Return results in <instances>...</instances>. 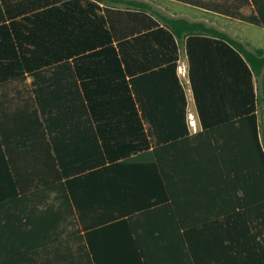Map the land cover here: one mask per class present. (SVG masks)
I'll list each match as a JSON object with an SVG mask.
<instances>
[{
	"label": "crops",
	"instance_id": "obj_1",
	"mask_svg": "<svg viewBox=\"0 0 264 264\" xmlns=\"http://www.w3.org/2000/svg\"><path fill=\"white\" fill-rule=\"evenodd\" d=\"M44 1L0 0L4 22L16 21L10 32L19 36L25 50L34 43L26 40L27 25L32 23L20 21L23 9L41 11ZM143 1L168 16L203 21L252 49L240 34L243 20L208 8L232 4L231 0ZM237 11L251 14L253 5ZM44 21L47 24L49 19ZM122 26V46L116 37L95 43V34L83 27L76 47L93 45L59 61H50L51 47L60 45L61 54L73 50L69 36L58 39L49 34L54 28H39L45 39L37 42L36 61H49L22 72H18L11 42L7 39L1 44L0 37V54H9L13 69L18 70L0 79V264H94L89 260L86 229L93 231L97 252L124 256L119 264H141L137 256L146 264H223L234 253L223 246L222 231L210 229L212 223L221 227L228 222L226 193L224 198L213 197L218 190L211 188L203 198H195L193 184L226 183L232 174L243 172L239 134L228 125L239 116V105L223 91L222 74L219 89L207 87L218 84L217 75H207V71L201 76L196 73L192 85L187 35L177 42V80H171L172 86L161 85L154 72L165 63L158 65L162 50L153 41L150 47L142 43L139 59L132 64L137 71L128 73V18ZM0 33L7 37L5 29ZM196 36L197 63L223 55L215 40L212 44L203 39L210 35ZM19 45L15 43L16 49ZM119 47H123V57L117 55ZM258 47L264 49V45H254ZM178 63L186 66L185 75L178 73ZM3 74L0 71V77ZM134 78H139L137 88ZM262 83L260 76V93L264 92ZM254 85L257 89L258 82ZM255 111H260L263 125L262 106ZM189 114L194 125L188 121ZM262 131L264 139V127ZM182 138L188 140L161 150L163 158H175L163 159L173 198L151 201L166 191L148 152ZM218 145L225 146L221 154ZM223 158L234 161L224 163ZM6 159L16 186L7 176ZM121 161H125L123 166L104 168ZM67 179L71 180L69 188ZM14 187L18 193L5 199ZM217 237L218 247L212 245Z\"/></svg>",
	"mask_w": 264,
	"mask_h": 264
},
{
	"label": "trees",
	"instance_id": "obj_2",
	"mask_svg": "<svg viewBox=\"0 0 264 264\" xmlns=\"http://www.w3.org/2000/svg\"><path fill=\"white\" fill-rule=\"evenodd\" d=\"M82 1H84V4H82ZM98 2L103 3L104 6H101ZM231 2L232 4L229 3L226 6L220 4L216 7L213 5L208 6V8L220 11L227 16L237 17L249 24L264 27V0H231ZM119 4L123 6L121 7ZM249 4L253 5V13L242 14L237 11L238 8ZM42 7L44 8L38 12H31L27 6L23 9L25 14L20 21L24 24L32 23V26L27 25L29 33L26 35V40L34 43L33 48H27L26 50L19 41V36L15 33L14 36L10 32V27L15 28L16 21L4 22L3 11L0 9V30L5 29L7 31V37L0 33L1 44L5 43L7 39L11 42L19 64V71L13 69L9 54H4V56L0 54V71L5 72L0 79L12 72L30 71L33 67L48 63L46 61L49 60L36 61L37 49L35 47L39 46L37 42L45 39L44 33L41 34L37 31L39 28L42 29L46 26L47 28H54L53 31H49V34L58 39H67V36H69L68 40L70 45L74 46L73 50L61 54L60 45L51 47L53 58L50 61H59L62 57L76 53L77 49H84L93 45L90 43V45L81 46L80 48L76 47L81 41L78 33H81L83 27H86L89 33L95 34V43H104L116 37L118 46H122L120 41L123 42L125 36L122 24L127 18L128 73L134 74L137 71L132 64L139 59L142 43L145 42L150 47V42L153 41L160 46L156 49L162 50V57L158 65L165 63V66L154 69V72L158 74L161 85L172 86L171 80H177L174 74L177 42L187 35L186 46L190 60L189 73L192 85L195 87L196 73L201 76V73L207 71V75L211 72L218 77L217 86L211 84L207 87L219 89L220 74H222L223 91H228L230 101L233 104H238L241 111L237 119L230 121L228 125L235 126L239 134V151L242 150L243 152V172L232 174L226 183L223 181L195 182L193 184L195 187L194 197L203 198L204 193H208L211 188L218 190L215 194L213 192V197L223 195L224 198L226 193V200L224 201L228 206L225 210L228 222L222 223L221 227H216L214 223L210 225V229L215 232L222 231L221 241L223 246L226 245L230 248L229 250L234 252L228 255V261L223 262V264H264V139L262 131L264 124L261 125L258 119L261 114L260 111H255L257 106L260 109L262 106L264 113V92H259L260 76L264 85V49L261 47L250 49L237 38L207 25L203 21H190L183 17L163 14L143 0H45ZM228 8L237 9L234 11ZM98 9H102L103 12H98ZM46 18L49 19L47 24L44 21ZM90 27L99 28L89 29ZM90 30L95 31L91 32ZM196 33L210 35L212 39L210 37H203V39L212 42V44L215 40L216 44L221 46L223 55L217 59H212L210 62L197 63L195 61V51L197 49L193 44L195 39L199 38ZM15 43L20 44L17 49ZM117 55L124 56L123 47L118 48ZM120 56H118V60H120ZM4 59H7L8 62L4 63ZM147 66L151 67L152 65L149 63ZM138 69H140L139 66ZM204 78L205 76L202 77V79ZM137 80L139 78L132 80L133 86H136V88ZM254 81L258 82L257 89H255ZM128 90H130L129 87ZM186 140L188 138H182L174 144L156 146L148 152L152 156V163L156 169L158 180L162 184V189L166 191V194L161 197H153V199H150L151 201L173 198L171 181L169 180L170 173H167L163 159H168L171 162L175 158H163L161 150L168 148V146L182 144ZM217 148L220 154L225 151L224 145H218ZM233 161L223 158L224 163L230 164ZM8 162L9 160L6 159L7 176L16 186L18 183L13 180L11 173L8 171ZM124 164L125 161H121L106 165L104 168H114L113 166H123ZM58 179H60V176ZM66 184L69 188L71 180L67 179ZM221 186H224V189H220ZM69 190L71 192V188ZM17 193L18 191L14 187L5 199H12L11 197ZM71 195L74 197L73 191ZM147 203L150 202H146L144 205ZM91 234H93V231L86 229V246L89 250V260L92 263L119 264L124 262V256H112L97 252V246H95ZM212 243L213 246L217 245L218 247L220 245L219 237L214 239ZM137 258L141 264H146L142 260V256H137Z\"/></svg>",
	"mask_w": 264,
	"mask_h": 264
},
{
	"label": "rangeland",
	"instance_id": "obj_3",
	"mask_svg": "<svg viewBox=\"0 0 264 264\" xmlns=\"http://www.w3.org/2000/svg\"><path fill=\"white\" fill-rule=\"evenodd\" d=\"M240 24L243 26L240 30V34L243 35V38H246L250 43V47L254 48V45L263 46L264 45V28L256 25H252L246 22L241 21Z\"/></svg>",
	"mask_w": 264,
	"mask_h": 264
},
{
	"label": "built area",
	"instance_id": "obj_4",
	"mask_svg": "<svg viewBox=\"0 0 264 264\" xmlns=\"http://www.w3.org/2000/svg\"><path fill=\"white\" fill-rule=\"evenodd\" d=\"M177 71H178V73L180 74V75H185L186 74V72H187V68H186V66L184 65V64H182V63H178V65H177ZM189 123L190 124H192V125H194L195 124V121H194V119H193V116H192V114H189Z\"/></svg>",
	"mask_w": 264,
	"mask_h": 264
}]
</instances>
